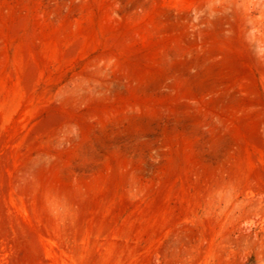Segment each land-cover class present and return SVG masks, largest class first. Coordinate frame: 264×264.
I'll use <instances>...</instances> for the list:
<instances>
[{"label": "rangeland", "instance_id": "374dc122", "mask_svg": "<svg viewBox=\"0 0 264 264\" xmlns=\"http://www.w3.org/2000/svg\"><path fill=\"white\" fill-rule=\"evenodd\" d=\"M0 264H264V0H0Z\"/></svg>", "mask_w": 264, "mask_h": 264}]
</instances>
